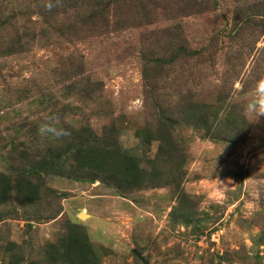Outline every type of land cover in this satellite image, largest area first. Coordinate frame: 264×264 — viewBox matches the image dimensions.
I'll list each match as a JSON object with an SVG mask.
<instances>
[{
    "label": "rangeland",
    "instance_id": "1",
    "mask_svg": "<svg viewBox=\"0 0 264 264\" xmlns=\"http://www.w3.org/2000/svg\"><path fill=\"white\" fill-rule=\"evenodd\" d=\"M17 3L28 0H0L6 42L7 32L42 19L17 11ZM232 7L227 0L214 12L157 25L181 24L190 50L206 51L193 61H150L170 54L176 32L161 39V51L147 49L144 28L78 41L85 76L104 87L100 99L60 98L54 65L44 62L62 53L58 45L25 58L5 48L0 107L10 120L0 122L1 173L13 165L14 109L33 119L49 105L40 113L48 118L53 106L72 104L56 121L89 123L98 138L76 141V151L61 155L24 197L13 182L1 190L0 264H264V115L245 110L264 79V34L229 32ZM36 70L49 74L42 87L51 97L43 105L26 94L15 100ZM209 87L222 100H209ZM182 99L181 117H171ZM97 101L114 113L119 146L109 153L100 150L109 121Z\"/></svg>",
    "mask_w": 264,
    "mask_h": 264
},
{
    "label": "trees",
    "instance_id": "2",
    "mask_svg": "<svg viewBox=\"0 0 264 264\" xmlns=\"http://www.w3.org/2000/svg\"><path fill=\"white\" fill-rule=\"evenodd\" d=\"M227 0H28L23 7L17 3L19 12L25 11L26 16L38 14L41 20L30 19L31 27L24 28L22 32L14 30L7 32L5 41V32H0V69L2 61L9 56L14 57H31L35 47L41 49H49L50 45H58L62 50L61 54H57V59L46 57V64L54 65L52 70L54 76H57L54 83H60L63 87L65 95L60 96L68 99L71 95L82 98L91 99L94 95L96 99H100L103 95V85L97 80H93L90 76H85V55L77 49V42L92 36H101L109 32H117L124 30H132L135 28L143 31L151 32L149 38L150 44L147 45L148 50L161 51L158 48L161 39L171 32H176L175 39L171 44L175 47L170 54L161 52V55L152 58L150 61L156 63L174 64L180 60H195L205 55L206 51L190 50L187 45L188 38L183 34V26L175 23L170 26H159L163 21H170L187 17L190 15H201L206 12H214L222 2ZM233 3L231 11V22H229V32H253L254 37H260L264 34V0H231ZM16 10L13 12L15 13ZM0 14V22L3 23ZM8 22V21H5ZM15 25V24H14ZM156 25L154 30L150 31V27ZM11 27L12 24H10ZM37 26V28H35ZM1 28V25H0ZM148 42V41H146ZM8 44L9 46H6ZM8 47L9 56L5 52ZM160 47V46H159ZM53 51V50H52ZM33 54V55H32ZM157 55V54H156ZM211 56L217 55L215 51L210 52ZM176 64V63H175ZM42 65V64H41ZM23 67V66H22ZM48 67L43 66L46 70ZM40 69V68H39ZM44 70H36L31 72V76L23 78L19 86L14 90V98L18 100L22 94H26L24 99H33L38 104L46 103L49 97L46 87H42L43 82L49 83L46 77L49 76ZM45 74V75H43ZM216 87V85H215ZM210 93L207 96L209 100H222L217 94L215 88L209 87ZM98 102V103H97ZM96 107L100 114L108 119L109 123L102 126L101 137L105 139L106 147H101L103 153H109L119 146L117 137V129L114 123V113L109 103H101L97 101ZM182 99L171 111V117H181L184 111ZM17 103V102H16ZM72 104L62 105L61 108L53 106L50 113L53 117L59 114L58 111H68ZM48 106L44 108L47 109ZM6 107H0V122L5 115L4 121H9L8 113L4 111ZM44 110L39 112L36 118L23 117L21 109H14L17 116L16 130H13V136L9 141L11 158L13 165L5 168L0 172V192L6 191L10 182L16 183L15 190L20 192L24 197L23 189L28 187L31 191L32 186L41 187L40 183H33L41 180L44 172L58 166L59 162H55L61 158V155L67 154L70 150H75L76 141L87 140L89 138H98L91 130L93 127L89 124H81L77 126L73 122L58 121L61 126L69 128L71 135L59 142H49L42 140L37 135L39 125L47 118L44 116ZM57 110V111H56ZM195 119V118H194ZM109 129H106L108 128ZM87 130V131H86ZM22 131V132H20ZM86 132V133H85ZM109 148V149H108ZM76 151V150H75ZM8 178V179H7Z\"/></svg>",
    "mask_w": 264,
    "mask_h": 264
},
{
    "label": "clouds",
    "instance_id": "3",
    "mask_svg": "<svg viewBox=\"0 0 264 264\" xmlns=\"http://www.w3.org/2000/svg\"><path fill=\"white\" fill-rule=\"evenodd\" d=\"M245 110L252 112L258 117L264 115V79L258 81L253 98L245 105ZM37 135L49 142H59L71 135L69 128L61 126L55 117H48L42 122L38 129Z\"/></svg>",
    "mask_w": 264,
    "mask_h": 264
},
{
    "label": "water",
    "instance_id": "4",
    "mask_svg": "<svg viewBox=\"0 0 264 264\" xmlns=\"http://www.w3.org/2000/svg\"><path fill=\"white\" fill-rule=\"evenodd\" d=\"M80 217H83V215L81 214Z\"/></svg>",
    "mask_w": 264,
    "mask_h": 264
}]
</instances>
